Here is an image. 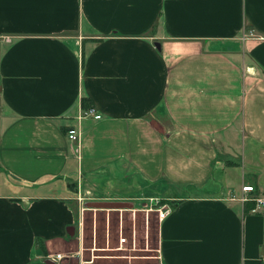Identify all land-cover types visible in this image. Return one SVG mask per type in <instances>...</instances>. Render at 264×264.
<instances>
[{"label": "crops", "instance_id": "1", "mask_svg": "<svg viewBox=\"0 0 264 264\" xmlns=\"http://www.w3.org/2000/svg\"><path fill=\"white\" fill-rule=\"evenodd\" d=\"M144 181L156 264H264V0H0V264L125 263L87 254L86 209Z\"/></svg>", "mask_w": 264, "mask_h": 264}, {"label": "rangeland", "instance_id": "2", "mask_svg": "<svg viewBox=\"0 0 264 264\" xmlns=\"http://www.w3.org/2000/svg\"><path fill=\"white\" fill-rule=\"evenodd\" d=\"M163 115H160L162 123L168 126L169 121ZM81 143L82 140L76 150L78 155ZM245 170L248 171V168L246 167ZM240 181V179L239 181L237 180V182ZM144 183L145 185L143 184V188L137 185L130 186L129 192H134V196H138V198L132 200L135 201L136 204L133 203L134 208L128 209L126 207V211L124 210L120 212V214H118V212H113V214L110 215V210L108 209H91V207H87L86 211L88 210V212L84 224L85 246L87 247V254L89 253L95 261H105L119 256L121 260L126 261L125 263L120 261L119 264H156L152 260L154 258L148 256H155L154 254L156 252L154 247L156 246L155 237L157 235L159 214L157 211L153 212L150 208L152 204L151 198H158V196L151 195L156 194V190H153V188L149 189V185L146 184V181H144ZM208 184L210 186L213 184L217 186L215 180L208 182ZM208 189H210V187H208ZM84 194L87 199H93V193L86 192L84 189ZM120 222L124 223V230H119ZM133 231L135 235L132 234ZM123 235L125 237L127 236L129 240L124 244V247L118 245V240L121 241ZM116 247H122V250H117ZM92 248L95 250L93 251ZM115 248L116 250H114ZM108 263H110V261H108Z\"/></svg>", "mask_w": 264, "mask_h": 264}, {"label": "built area", "instance_id": "3", "mask_svg": "<svg viewBox=\"0 0 264 264\" xmlns=\"http://www.w3.org/2000/svg\"><path fill=\"white\" fill-rule=\"evenodd\" d=\"M254 34H255L254 29H248L243 34V38L245 39L249 36H253ZM76 118H77V124L72 125L68 128L67 138L69 141L74 143L76 145V149H78L80 142L82 140V135H83V126H82L83 120H86V119L100 120L103 118V114L94 105H90L87 107L82 105V107L79 108L78 115L76 116ZM79 189L80 191L78 194V198L81 202H83L85 199H87V197H85L84 191H82L81 186ZM255 189H256L255 186L252 184L244 183L242 185V191L244 192V194L241 200L242 201L253 200L256 205L254 211H256L259 207L264 206V197L252 195ZM86 192H90V191H86ZM151 200H152V204H151L150 210L157 211L159 214V219L162 220L170 212L171 208L168 205L161 204L160 198L154 197V198H151ZM84 209L85 207L82 206V210ZM121 242L126 243L127 238L122 237ZM62 258L63 256L60 253H58L52 259L61 261Z\"/></svg>", "mask_w": 264, "mask_h": 264}, {"label": "water", "instance_id": "4", "mask_svg": "<svg viewBox=\"0 0 264 264\" xmlns=\"http://www.w3.org/2000/svg\"><path fill=\"white\" fill-rule=\"evenodd\" d=\"M132 202H124V201H93L91 203H88V207H94V208H132L133 207ZM48 264H55V262L52 259L47 260Z\"/></svg>", "mask_w": 264, "mask_h": 264}, {"label": "trees", "instance_id": "5", "mask_svg": "<svg viewBox=\"0 0 264 264\" xmlns=\"http://www.w3.org/2000/svg\"><path fill=\"white\" fill-rule=\"evenodd\" d=\"M88 104H90L88 101H87V99H83V105H85V106H87Z\"/></svg>", "mask_w": 264, "mask_h": 264}]
</instances>
